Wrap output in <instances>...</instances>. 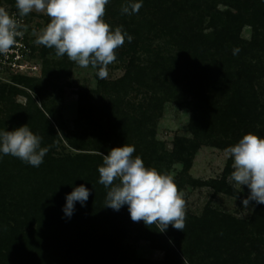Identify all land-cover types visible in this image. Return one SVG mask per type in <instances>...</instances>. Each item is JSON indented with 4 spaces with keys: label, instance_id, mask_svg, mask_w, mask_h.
I'll return each mask as SVG.
<instances>
[{
    "label": "trees",
    "instance_id": "1",
    "mask_svg": "<svg viewBox=\"0 0 264 264\" xmlns=\"http://www.w3.org/2000/svg\"><path fill=\"white\" fill-rule=\"evenodd\" d=\"M124 3L125 0H110L104 16V19L108 15L113 17V21L105 20L113 28L123 26L133 36L131 42L126 39L123 46L115 50L121 59L130 57L125 74L101 85L109 96L107 106L112 112L135 84L148 90L154 108L162 107L167 101L189 108L193 113V137L180 139L175 151V156L187 166L191 163L189 157L203 144L229 148L249 132L264 136V102L256 88L264 77V0H143L139 13L133 15L121 14ZM206 23L212 28L209 32L205 31ZM246 23L253 26L251 41L240 37ZM155 38L165 39L168 53L158 48L147 60H141L140 46H151ZM234 49H238V54H233ZM41 51L42 56L56 55L55 48L43 46ZM55 63L59 62H51L53 68L58 66H54ZM53 70L47 81L24 75L14 79L43 96L54 85ZM4 86L0 84L3 91ZM80 99L82 113L83 96ZM43 105L51 112L46 102ZM13 113V120H0V130L11 131L27 124L42 137V147H48L49 151L39 167L11 155L0 159V264H19L25 253L20 227L10 225V221L21 218V214L31 217L33 222L40 219L46 226L43 228L41 224L34 231L32 244L28 242L31 255L28 264H69L79 259V246L83 245H91L92 249L105 247L104 254L108 253L109 259L120 258L118 254L122 253V264L144 263L135 257L130 247L116 246L105 240L107 232L113 230L119 234L129 211L127 205L119 211L106 207L110 189L99 183L98 167L103 164L101 153L106 155L125 143L134 145L133 156L139 155L143 160L152 152L147 145L151 131L148 121L155 120V109L148 108L143 120L129 114L126 120L116 116L111 120L115 124L113 129H100L92 139L87 132L79 137L73 135L59 122L60 135L30 95L29 104L15 105ZM97 121L90 120V125L98 130ZM62 137L74 148L98 153L56 156L54 153ZM81 184L91 190L87 204L81 206L77 202L74 214L68 218L63 212L66 195ZM225 192L246 198L233 186H226ZM209 217L192 222L189 239H183V253L191 263L264 264V204L257 205L248 223L240 224L230 215ZM62 228L72 234L70 242L62 240ZM142 231L147 233V229ZM192 232L196 235L194 239H190ZM147 237H153L157 246L168 243L156 226L153 230L150 228ZM171 237L176 239L174 234ZM6 238L10 242L8 249L4 248ZM169 250L176 254L172 246ZM81 261L79 264H86Z\"/></svg>",
    "mask_w": 264,
    "mask_h": 264
},
{
    "label": "rangeland",
    "instance_id": "2",
    "mask_svg": "<svg viewBox=\"0 0 264 264\" xmlns=\"http://www.w3.org/2000/svg\"><path fill=\"white\" fill-rule=\"evenodd\" d=\"M0 1L6 9L18 11L15 8V0ZM222 7L221 5L218 6L220 9ZM25 18L29 43L35 47L31 58L28 60V72L31 73L28 76L30 75L29 77L38 78L42 81L46 79L47 81V77L51 78V73L54 69V85L47 92H44L43 96H39L28 86L18 83L14 79L17 75H10L8 77L10 80H0V84L5 85L4 87L6 88L4 91L3 87L0 88V120H13L14 106L18 104L28 105L30 95L34 103L43 109L47 117L52 120L58 131L60 122L73 135L79 137L82 132H87L89 133V139H92L95 132H99L100 129L105 131L113 129L115 124L111 120L116 116L123 117V120H126L129 114V117L134 116L137 120H143V113L148 108L152 109V111L155 109V120L148 121L151 131L148 133L150 143H147V145L152 152L144 158V163L148 167H156L171 173L175 177L179 188L186 194L184 230H177L169 225L168 231L163 232L168 243H162L157 246V241H154L153 237H151L152 239L147 237L150 228L153 230L155 225L148 226L142 220L134 222L130 217V213L125 219L127 222L121 228V233L117 234L113 230L107 232L108 238L105 236V240L108 239L110 244L114 243L116 246L120 244L123 247H130L135 251V257L143 260L144 263L142 264H193L183 253L182 249L184 245L183 239H189L188 233L192 231V222L202 220L206 215L210 216L209 218L230 215L236 218L240 224L251 221L256 213L258 204L252 201L245 208L242 203L245 198L225 192L226 186H233L246 197L250 193L246 185L240 188L239 186H234V182L229 181L234 169L232 168L233 159L226 151L228 148L203 144L192 156L189 157L188 155L191 158V163L188 166L182 159L175 156L176 145L179 140L193 137L191 130L193 113L189 108L174 101H167L162 107L154 108L155 106L150 102L151 96L148 90L135 84L129 88L127 94L123 95V102H119L114 112H112V109L107 106L109 104V96L101 85L103 82H111L121 78L126 72V65L130 57L121 59L116 56V59L107 66V78L100 79L96 74L98 69L91 66L82 68L71 61L66 54L63 57H57L52 54L42 56L41 49L43 45L34 43L36 36L33 35V30L39 34L50 23L51 18L45 13L35 11L25 16ZM107 19L113 21L112 16L108 15L105 20ZM206 24L205 31H211L212 28L208 26V23ZM252 36L253 26L246 23L242 28L240 37L245 41H251ZM158 48L162 49L163 53H168L169 47H167L165 39L155 38L151 46H140L138 56L145 61L148 56L154 55L155 50H158ZM55 60L59 63L53 64L54 66L58 65L53 68L51 62ZM34 66L36 70L32 71L31 69ZM46 71L47 75L45 74ZM256 88L261 101L264 102V77L257 83ZM81 96H83L82 103L84 107L82 113L79 111ZM43 102H46L51 112L48 113L45 110ZM90 120H98V130L95 127H91ZM149 129L147 127V131ZM59 133L61 135V131ZM85 152L98 153L94 150L87 151L74 148L68 143L66 138L62 137L54 154L61 156ZM101 155L104 156L105 154L101 153ZM13 215L17 216L15 210H13ZM20 216L21 218L16 219L18 222L13 219L10 221V225L17 224L20 227V232H18H22L24 236L23 246L25 245V253L21 256L19 264H28L27 261L31 257L28 254L30 249L28 242L30 245L32 244L34 231L39 229L41 224L45 226V223L40 219V221L33 222L31 217H24L23 214ZM43 228H46V226ZM146 229L147 233L145 234L143 233L145 231L142 230ZM61 230L63 232L62 240L66 239V242H70L72 234L68 229L62 228ZM9 231H11L10 228ZM192 233L193 236L190 239H194L196 236L194 232ZM171 234H174L176 241L171 237ZM8 235L11 236L10 234ZM9 244L10 242L6 238L4 248L8 249L10 247ZM170 246L176 250V254L169 250ZM40 248L42 249L43 246ZM104 252H107L105 247L92 249L91 245L79 246V259L69 264H79L82 262L81 260L85 261L86 264H122V259H120L123 258L122 253L118 254L120 258L109 259V254L106 253L107 255H105ZM57 256H59L58 250Z\"/></svg>",
    "mask_w": 264,
    "mask_h": 264
},
{
    "label": "clouds",
    "instance_id": "3",
    "mask_svg": "<svg viewBox=\"0 0 264 264\" xmlns=\"http://www.w3.org/2000/svg\"><path fill=\"white\" fill-rule=\"evenodd\" d=\"M109 3L110 0H15V8L20 17L35 11L51 18L39 34L33 30L36 45L55 48L57 57L66 54L82 68H96L97 76L105 79L107 66L116 59L115 50L126 39L133 40L123 26L113 28L105 21V7ZM142 6L143 0H125L121 14H137ZM26 31L16 13L0 7V55L6 56ZM233 54H238V49ZM48 151V147H42V137L27 124L11 131L0 130V159L11 155L39 167ZM226 151L233 159L229 181L240 188L246 185L250 190L242 202L244 207L252 201L264 204V136L249 132ZM134 152L135 146L125 143L103 156L98 172L99 183L110 189L106 207L119 211L127 205L134 222L142 220L148 226L155 225L160 232L169 225L184 230L185 192L171 173L146 166L141 156H133ZM90 191L81 184L66 195L63 207L66 217L74 214L77 202L86 206Z\"/></svg>",
    "mask_w": 264,
    "mask_h": 264
},
{
    "label": "built area",
    "instance_id": "4",
    "mask_svg": "<svg viewBox=\"0 0 264 264\" xmlns=\"http://www.w3.org/2000/svg\"><path fill=\"white\" fill-rule=\"evenodd\" d=\"M0 7H4L1 1ZM10 12L16 13L17 19L26 26L27 22L25 17H20L17 11ZM32 51L33 50L31 44L29 43V38L26 31L22 39L17 38V44L10 49L9 53L6 56L0 55V80H10L8 78L10 75L28 76V74H31L28 72V60L29 58H31ZM31 70L35 71L36 67L34 66Z\"/></svg>",
    "mask_w": 264,
    "mask_h": 264
}]
</instances>
